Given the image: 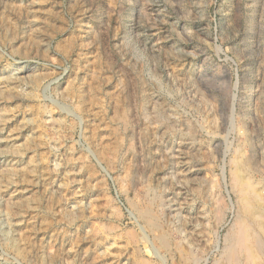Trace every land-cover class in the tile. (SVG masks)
Masks as SVG:
<instances>
[{"label": "rangeland", "instance_id": "374dc122", "mask_svg": "<svg viewBox=\"0 0 264 264\" xmlns=\"http://www.w3.org/2000/svg\"><path fill=\"white\" fill-rule=\"evenodd\" d=\"M242 217L264 264V0H0V264H228Z\"/></svg>", "mask_w": 264, "mask_h": 264}, {"label": "bare ground", "instance_id": "6f19581e", "mask_svg": "<svg viewBox=\"0 0 264 264\" xmlns=\"http://www.w3.org/2000/svg\"><path fill=\"white\" fill-rule=\"evenodd\" d=\"M234 169H235V171L233 172V176H232L234 186H235L234 188L237 190L238 194L240 195V197H239L240 204H241V210L240 211H242L243 216L247 217V215H249V214H252V215L255 214V216H256V214L262 215L263 205L261 203V198L259 197L255 188H253L252 185L249 183L251 180L250 181L248 179L245 180L246 177L245 178L243 177L242 169H240L238 166H236V168H234ZM245 219H243V217H242L241 220H239V219H238L239 221L237 220L238 221V227H237V229L233 235L230 247L229 248L227 247V249H228L227 256H225L228 264H238L239 258H241V256L245 257L248 264H260V262L258 261V258H257L258 256H256L253 252V247H252L253 245H251L252 240H250L251 239L250 238L251 232L249 234V224H248L249 222H247ZM250 224H251V222H250ZM258 228L263 229V227L261 225H259ZM263 230H260V231L263 232ZM255 233L252 232V234H255ZM252 244H253V242H252ZM243 261H244V259H243ZM239 264H240V262H239Z\"/></svg>", "mask_w": 264, "mask_h": 264}]
</instances>
